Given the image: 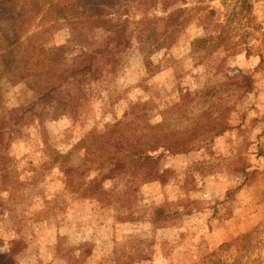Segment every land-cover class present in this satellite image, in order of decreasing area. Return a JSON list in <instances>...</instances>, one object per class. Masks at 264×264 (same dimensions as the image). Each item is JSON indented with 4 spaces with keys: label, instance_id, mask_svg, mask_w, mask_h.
<instances>
[{
    "label": "rangeland",
    "instance_id": "obj_1",
    "mask_svg": "<svg viewBox=\"0 0 264 264\" xmlns=\"http://www.w3.org/2000/svg\"><path fill=\"white\" fill-rule=\"evenodd\" d=\"M133 1L102 55L32 13L67 70L50 99L0 65V264H264V0L176 3L188 22L140 44Z\"/></svg>",
    "mask_w": 264,
    "mask_h": 264
},
{
    "label": "trees",
    "instance_id": "obj_2",
    "mask_svg": "<svg viewBox=\"0 0 264 264\" xmlns=\"http://www.w3.org/2000/svg\"><path fill=\"white\" fill-rule=\"evenodd\" d=\"M186 1L134 0L136 10L143 15L141 19L135 22L134 31L137 42L140 44L155 38L158 39V34L165 35L169 27L173 25L174 27L182 26L188 22L189 15L179 18V14L183 12L182 8L168 11L172 5L179 2L184 4ZM125 2L120 4V0H0V65L2 69L6 72H18L28 85H31V87L36 85L38 87L36 89L40 99H50L51 93L49 91L57 89L59 87L58 84L61 82H57L59 78L52 82L48 77H44L54 76L57 73L56 71H58V67L59 73L56 76H64L67 70L60 68L63 67V64L46 59L43 56L45 53L41 52L42 50L32 42L33 36L24 37L27 31L25 28L28 27L30 19L34 17L32 13H42V16L51 15L50 17L56 21L62 20L68 24L77 23L84 28L101 30L106 36L105 44L99 50L102 55L103 51L112 42H114L115 47L119 44L128 43L127 37H124V22L127 20L120 22L113 21L110 18V11L119 13L122 8L124 9ZM156 6L161 7V10L166 13L165 16L147 17L148 12ZM27 12L30 13L27 14ZM160 24L161 27H159ZM85 39H88L86 33ZM83 56H86V53H83ZM80 71L82 70L77 67L74 73L70 72L71 76H75ZM84 71L89 73V76H98L99 73V70H93L90 64L87 65ZM85 72L83 76L86 75ZM69 76L67 77L69 78ZM67 77L65 76V78ZM34 82L36 84H33ZM51 83L55 85L48 87ZM31 89L34 90L35 88ZM45 89H47L46 94L44 92ZM140 161L149 163V161L153 160L145 158L144 160L140 159ZM1 172L6 174L7 169L5 167L0 168Z\"/></svg>",
    "mask_w": 264,
    "mask_h": 264
}]
</instances>
